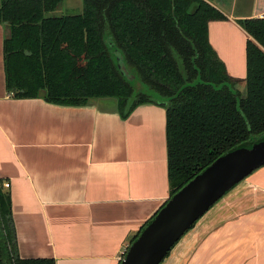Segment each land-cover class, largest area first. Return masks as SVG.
I'll use <instances>...</instances> for the list:
<instances>
[{
    "label": "crops",
    "instance_id": "obj_1",
    "mask_svg": "<svg viewBox=\"0 0 264 264\" xmlns=\"http://www.w3.org/2000/svg\"><path fill=\"white\" fill-rule=\"evenodd\" d=\"M203 1L225 16L209 23V42L239 90L249 40L240 21L263 19L264 0ZM5 36L0 24V181L11 195L19 256L121 264L170 199L166 109L140 105L123 120L111 98L84 106L13 98ZM162 264H264V166L220 199Z\"/></svg>",
    "mask_w": 264,
    "mask_h": 264
},
{
    "label": "trees",
    "instance_id": "obj_2",
    "mask_svg": "<svg viewBox=\"0 0 264 264\" xmlns=\"http://www.w3.org/2000/svg\"><path fill=\"white\" fill-rule=\"evenodd\" d=\"M63 2L0 0L13 98L65 106L112 98L123 120L140 105L164 107L170 198L221 156L264 140V18L240 21L249 36L242 97L209 42V23L225 16L205 1L83 0L73 15L59 13ZM125 70L150 92L137 93ZM0 264H56L19 256L2 181Z\"/></svg>",
    "mask_w": 264,
    "mask_h": 264
},
{
    "label": "water",
    "instance_id": "obj_3",
    "mask_svg": "<svg viewBox=\"0 0 264 264\" xmlns=\"http://www.w3.org/2000/svg\"><path fill=\"white\" fill-rule=\"evenodd\" d=\"M121 67L124 69L122 63ZM263 166L264 140L218 158L167 201L131 244L121 264H162L220 199Z\"/></svg>",
    "mask_w": 264,
    "mask_h": 264
},
{
    "label": "rangeland",
    "instance_id": "obj_4",
    "mask_svg": "<svg viewBox=\"0 0 264 264\" xmlns=\"http://www.w3.org/2000/svg\"><path fill=\"white\" fill-rule=\"evenodd\" d=\"M81 8H82V2L80 4V0H64L63 4L59 8V13L60 14H65V15L78 14L79 11L82 10ZM125 71H126L127 77L129 78V80L134 85L137 93H139V92H150L149 88L147 86H145L140 81V79L138 77L134 76L132 73H130L127 70H125ZM239 90H240V93H241L242 97H245V95H246V86H242L240 84ZM111 100L113 102L116 101L115 99H112V98H111Z\"/></svg>",
    "mask_w": 264,
    "mask_h": 264
},
{
    "label": "built area",
    "instance_id": "obj_5",
    "mask_svg": "<svg viewBox=\"0 0 264 264\" xmlns=\"http://www.w3.org/2000/svg\"><path fill=\"white\" fill-rule=\"evenodd\" d=\"M4 187L5 188H9L10 187V184L6 183V184H4ZM127 251H125L124 254H123V256L121 257V262L125 259V256H126Z\"/></svg>",
    "mask_w": 264,
    "mask_h": 264
}]
</instances>
